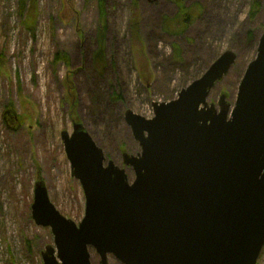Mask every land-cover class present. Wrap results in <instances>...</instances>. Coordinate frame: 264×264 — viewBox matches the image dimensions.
<instances>
[{
  "label": "rangeland",
  "instance_id": "374dc122",
  "mask_svg": "<svg viewBox=\"0 0 264 264\" xmlns=\"http://www.w3.org/2000/svg\"><path fill=\"white\" fill-rule=\"evenodd\" d=\"M133 1L103 0L105 66L99 75L91 68L98 0H0V264H43L41 251L54 245L51 229L31 217L36 180L45 182L64 216L76 223L83 217V189L71 175L60 138L62 130L72 131L73 99L78 121L106 159L126 169L129 181L134 173L124 166L122 152L140 148L123 119L126 109L152 117L153 101L175 98L227 49L236 61L207 101L218 108L224 93L234 104L264 29V0H256L254 11V0H137V7ZM179 4L198 14L181 32L167 34L163 18L175 16ZM130 18L138 19L149 57L148 82L139 77L130 51ZM116 92L119 98L109 99ZM89 252L98 264L95 249ZM108 264L122 263L109 255ZM256 264H264V246Z\"/></svg>",
  "mask_w": 264,
  "mask_h": 264
},
{
  "label": "water",
  "instance_id": "95a60500",
  "mask_svg": "<svg viewBox=\"0 0 264 264\" xmlns=\"http://www.w3.org/2000/svg\"><path fill=\"white\" fill-rule=\"evenodd\" d=\"M236 53L222 52L198 78L168 101H153V116L126 109L138 142L122 152L126 169L106 159L82 122L60 132L71 175L83 189L78 223L53 204L45 182L34 183L31 217L49 227L54 245L43 264H256L264 246V29L239 81L233 105L218 108L211 89Z\"/></svg>",
  "mask_w": 264,
  "mask_h": 264
},
{
  "label": "trees",
  "instance_id": "16d2710c",
  "mask_svg": "<svg viewBox=\"0 0 264 264\" xmlns=\"http://www.w3.org/2000/svg\"><path fill=\"white\" fill-rule=\"evenodd\" d=\"M137 0H134L132 4L137 7ZM181 0H178V3ZM183 1V0H182ZM252 5L253 11L256 10L259 6V2L254 0ZM98 4L101 8V19L99 21V28L96 33V38H95V49L91 57V68L95 73L102 74L105 66L104 62V47H105V24H104V11H103V0H98ZM180 7L178 8V11L175 16L173 17H164L163 18V24L162 27L164 28L163 30L167 34H176L178 32H181L185 28V24L194 20V18L197 16L198 11L193 12L192 7L186 6L183 4H179ZM199 9V8H198ZM200 11V9H199ZM135 13V12H134ZM129 26H130V32H131V39H130V51L132 53L135 67L138 71L139 77L143 80L148 82L151 79V68L149 64V57L146 52L145 44L139 34V28H138V19H132L130 18L129 21ZM252 35H249V40L251 39ZM174 49L176 51V55H178V47L174 46ZM69 76H66V80L68 81ZM70 80V79H69ZM68 83V82H67ZM69 91L72 90V87L68 85ZM111 94V93H110ZM120 96V92H116V94H112L109 99L115 100L118 99ZM75 104L76 101L73 99L72 103L70 105L71 112H70V117L74 121H78V115L75 110ZM106 112V110H105ZM122 116V114H119ZM118 116V114H117Z\"/></svg>",
  "mask_w": 264,
  "mask_h": 264
}]
</instances>
